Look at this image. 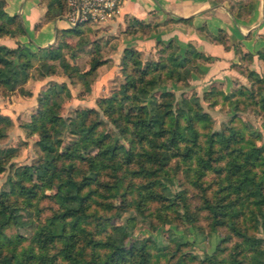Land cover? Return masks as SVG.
<instances>
[{
  "label": "trees",
  "instance_id": "obj_1",
  "mask_svg": "<svg viewBox=\"0 0 264 264\" xmlns=\"http://www.w3.org/2000/svg\"><path fill=\"white\" fill-rule=\"evenodd\" d=\"M43 1V18L61 15L66 7V0ZM3 4L0 0V34L23 32L17 14L5 13ZM85 28L74 25L59 30L55 45L35 51L24 46L15 51L0 44V89L18 84L21 94H31L23 86L31 70L39 77L49 75L56 69L55 60L69 80L74 74L80 78L89 75L103 60L94 54L88 67L79 70L68 62L59 44L66 45V38L79 36ZM156 44L161 54L143 63L136 55L139 50L132 46L123 49L125 81L98 99L97 109L83 107L62 117L56 109L57 85L59 89L66 86L47 81L49 87L37 97L36 112L23 122L36 132L40 154L28 164L15 165L0 188V264H171L170 258H175L173 264H185L194 255L187 256L181 250L184 240L170 238L172 245L165 249L151 236L125 243L132 215L110 224L130 206L143 217L153 212L156 221L151 223L158 224L166 210L174 208L166 182L172 180L179 163L187 165L183 167L185 175L198 190L200 209L210 229L226 227V238H235L227 255H223L226 247L216 246L196 264H264L261 239L251 231L257 218L264 225V146L256 143V134L246 129L237 113L232 123L211 129L210 115L195 92L182 95L181 106L173 104L172 92L156 93L161 76L180 78L187 74L189 63L193 66L210 58L190 44L183 55L176 53L171 42ZM257 55L264 60V49ZM247 73L256 75L251 69ZM244 92L243 87L225 93L212 85L202 98L209 94L226 100L232 97L238 109L239 103L248 102L264 110L261 91L248 90L243 96ZM100 111L115 129L113 133L101 129ZM10 122L8 115L0 113V134L3 125ZM63 130L74 137L61 153L56 141ZM9 156L0 157V166ZM188 170L193 171V178ZM208 173L213 179L205 181ZM44 182L54 187L48 195L40 190ZM41 196H47L52 204L48 213L39 217ZM182 207L183 216L192 222L187 201ZM17 208H34L38 216L27 235L18 229L11 231L21 226Z\"/></svg>",
  "mask_w": 264,
  "mask_h": 264
},
{
  "label": "rangeland",
  "instance_id": "obj_2",
  "mask_svg": "<svg viewBox=\"0 0 264 264\" xmlns=\"http://www.w3.org/2000/svg\"><path fill=\"white\" fill-rule=\"evenodd\" d=\"M102 22L106 21H98V23ZM98 23L87 24V28L79 36L70 35V37L65 39L67 41L66 45L61 44V42L59 43L62 45L61 52L65 55V58L79 70L88 67L89 60L94 54V56L100 57L103 60L89 75L80 78L74 74L72 80H69L62 72L58 61L55 60L56 69L49 75L39 77L35 70H31L30 77L23 83V86L30 90L31 94H21L18 90V84L0 89V113L8 115L11 118L10 123L3 125L0 134V157H4L7 153L10 154L6 158L5 163L0 166V188L4 187V180L12 172L15 165L28 164L40 154L41 150L35 143L36 132L28 130L23 125V122L29 121L32 113L36 112L37 97H42L45 90L49 87L47 81H54L56 84L64 83L66 86L65 89H59L60 87L57 85L59 98L57 99L58 105L56 109L62 117L71 116L74 114L75 109L83 107L97 109V100L103 96L106 97L118 89L125 81V70L121 66L122 51L114 62H108V52L110 51L105 49L104 44L102 47L99 43V38L96 37L99 29V25L96 26ZM138 26L141 31L146 30V27L143 25ZM158 54H161V51L158 50V45L156 44L153 48L139 50L136 55L143 63L149 59H156ZM261 60L262 64L257 70L249 67V65H245V70L243 71L237 68L239 75L230 80L227 86H224L223 81L220 80L208 83L192 82L190 70L196 69L199 63L193 66L189 63L187 66H190V68L187 74H181L180 78H176L174 75L171 77L161 76L158 80L156 93L160 90L172 92L173 104L181 106V96L195 92L201 106L210 115L209 123L211 129L223 128L227 124L232 123L236 118L232 120L233 115L237 113L238 118H240L239 120L246 123V129L256 134V143L264 146V110L258 108V105L248 102L244 105L243 103H239L240 108L238 109L233 105L232 97H229L231 100H226L220 98L218 95L214 98L209 94L207 98H202L204 91H207L212 85L220 86V89L225 93L236 92L239 88L244 87L245 92L243 96L248 90H254L256 94L261 91L264 94V60ZM247 69L254 70L256 75H249ZM245 100L247 99H243V102ZM101 117L103 118V122L100 125L101 129L113 133L115 129L109 123L106 116L101 113ZM73 137L74 135L63 130L57 136V150L62 153L65 150L66 144L72 141ZM173 163L174 160L171 161L172 165ZM179 164L180 166L176 167L172 180L166 182L168 192L173 197L174 208L169 211L167 209L166 215L159 220L158 224L153 226L151 223L156 221L153 212L143 217L137 214L131 206L130 208L121 210L118 217L110 220V224L123 222L128 216L132 215L131 222L133 224L129 226V234L125 239V243L131 240L137 242L143 237L151 236L158 247L161 246L165 249L172 245L170 238L184 240L185 244L181 246V250L187 256L189 254L194 255V258H189L185 264L198 263L206 253H212L216 246L226 247L223 248V255H227L228 248L229 246L231 247L235 239L234 236L226 238V227L218 226L215 230L210 229L205 212L200 209L201 199L198 190L185 175L186 172L183 167H187V165L185 163ZM187 172L191 173V178L194 177L193 171L188 170ZM204 179L205 181L213 179V174L208 173ZM40 186L41 192L47 195L54 190L53 185L47 182L42 183ZM113 201L116 203L117 199ZM184 201H187V210L194 217L193 223L187 221L183 216L182 211L184 208L182 207V203ZM51 204L47 196H41L38 206L42 209L39 211L38 216L42 217L46 212L48 213ZM152 206L154 207L155 204ZM15 210L21 226L12 228L11 231L18 229L22 234L27 235L31 229V224L36 222L38 216L34 215V208H17ZM256 220L257 222L253 221L252 223L251 231L261 239L260 244L264 248V225L259 221L260 219L257 218ZM174 259L170 258L169 262L173 264ZM161 261L164 262L163 259Z\"/></svg>",
  "mask_w": 264,
  "mask_h": 264
},
{
  "label": "crops",
  "instance_id": "obj_3",
  "mask_svg": "<svg viewBox=\"0 0 264 264\" xmlns=\"http://www.w3.org/2000/svg\"><path fill=\"white\" fill-rule=\"evenodd\" d=\"M45 7L43 0H4L3 11L17 14L23 32L0 34V44L15 51L55 45L57 32L73 25L61 15L43 18ZM96 26L99 43L110 51L108 62L127 46L143 50L171 42L183 55L190 44L210 57L190 70L194 83L220 80L227 86L237 68L262 64L257 52L264 47V0H118L114 15Z\"/></svg>",
  "mask_w": 264,
  "mask_h": 264
},
{
  "label": "built area",
  "instance_id": "obj_4",
  "mask_svg": "<svg viewBox=\"0 0 264 264\" xmlns=\"http://www.w3.org/2000/svg\"><path fill=\"white\" fill-rule=\"evenodd\" d=\"M117 7L118 0H66L61 16L73 26H86L106 21L114 15Z\"/></svg>",
  "mask_w": 264,
  "mask_h": 264
}]
</instances>
